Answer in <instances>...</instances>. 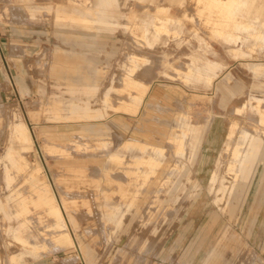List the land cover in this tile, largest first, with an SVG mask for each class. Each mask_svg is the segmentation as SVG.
<instances>
[{"label": "rangeland", "instance_id": "374dc122", "mask_svg": "<svg viewBox=\"0 0 264 264\" xmlns=\"http://www.w3.org/2000/svg\"><path fill=\"white\" fill-rule=\"evenodd\" d=\"M104 1L0 0V264H264V0Z\"/></svg>", "mask_w": 264, "mask_h": 264}, {"label": "bare ground", "instance_id": "6f19581e", "mask_svg": "<svg viewBox=\"0 0 264 264\" xmlns=\"http://www.w3.org/2000/svg\"><path fill=\"white\" fill-rule=\"evenodd\" d=\"M235 10H236V3L231 2L230 13L234 14ZM74 90L75 89L72 87L69 89V92H71V94H72V93H74ZM70 106H71V102H68V104H66L65 107L70 108ZM50 109H53V107H51ZM246 134L248 135V138H245L244 140H242L243 144H241V146H239L237 148V150L235 151L234 163L236 164L235 169H237V171H238L237 180L248 179L249 171H250L252 164H253L254 160L256 159L258 153L260 152L261 144H262V143L257 142L258 139L256 138L255 135H253V134L249 135L248 133H246ZM243 145H245L244 148H243ZM237 180H235V181L237 182ZM236 182L230 187L229 195H231L233 193L231 198L232 197L235 198V195H236V192L233 191V189L235 188ZM223 189L224 190L227 189V186L222 185L220 190H223ZM48 200H49V197L45 194H42L38 201L43 205V204H48ZM51 210L52 209H49L50 214L48 216L50 218H52L55 223L57 222L58 225H61L62 227L66 226V228H67L68 224L66 222L64 215L60 211H57V213H56V212L51 211ZM232 211H233V209H232ZM65 237L67 240H70V237L68 236V232L66 233ZM71 241H73V240H71Z\"/></svg>", "mask_w": 264, "mask_h": 264}, {"label": "crops", "instance_id": "0c3cea01", "mask_svg": "<svg viewBox=\"0 0 264 264\" xmlns=\"http://www.w3.org/2000/svg\"><path fill=\"white\" fill-rule=\"evenodd\" d=\"M92 1L94 2V10H95V8H97V11H99V10L104 11L105 10L104 4L109 3V2H106L104 0H92ZM68 10L74 11L77 13L79 12L80 14L83 15V17L85 16L86 18L93 19L94 21L96 19V17H93L90 10H86L85 8H82L80 6H76V7L72 6ZM8 45H10V28L4 27V28L0 29V55H1L4 62L6 59H8V57L6 56L7 53L5 52V47H7ZM3 54H4V56H3ZM4 58H5V60H4ZM0 70H1V67H0ZM59 76H60L59 78L65 79L66 81H70L71 85H75V84L82 85V84L90 83V81H87V80L84 81V79H82L79 75L72 74L65 69L64 70L62 69L60 71ZM0 84H2L1 80H0ZM70 88H72V87H70ZM70 88H68V89H70ZM73 88L75 90H74V93H72L70 99H74L76 96H78L75 92L80 89V86H77V87L73 86ZM82 91H84V90H82ZM9 95H10V89H4V88L0 87V102L4 101L6 98H9ZM254 164H255V161L253 162L252 167H254ZM252 167H251V169H252ZM255 177H256L255 173L253 172V175H252V172L250 170L248 179H255Z\"/></svg>", "mask_w": 264, "mask_h": 264}]
</instances>
